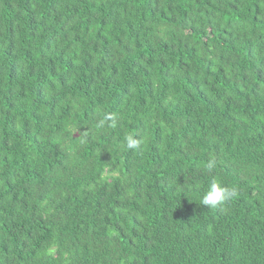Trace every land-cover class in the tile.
<instances>
[{"label": "trees", "instance_id": "16d2710c", "mask_svg": "<svg viewBox=\"0 0 264 264\" xmlns=\"http://www.w3.org/2000/svg\"><path fill=\"white\" fill-rule=\"evenodd\" d=\"M0 264H264V0H0Z\"/></svg>", "mask_w": 264, "mask_h": 264}, {"label": "clouds", "instance_id": "9594fccd", "mask_svg": "<svg viewBox=\"0 0 264 264\" xmlns=\"http://www.w3.org/2000/svg\"><path fill=\"white\" fill-rule=\"evenodd\" d=\"M106 119H111V117H106ZM103 124V121H101ZM114 126V125H113ZM126 146L128 149L134 150L139 147V141L135 139L132 135L126 137ZM209 170H211L212 165H208ZM232 193L228 188L224 187L221 183H213L208 190L204 193L202 197V204L208 208L215 209L218 206L226 203Z\"/></svg>", "mask_w": 264, "mask_h": 264}]
</instances>
